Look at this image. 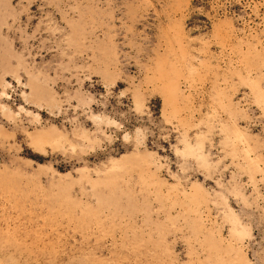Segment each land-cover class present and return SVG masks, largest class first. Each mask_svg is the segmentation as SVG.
Segmentation results:
<instances>
[{
	"label": "rangeland",
	"instance_id": "obj_1",
	"mask_svg": "<svg viewBox=\"0 0 264 264\" xmlns=\"http://www.w3.org/2000/svg\"><path fill=\"white\" fill-rule=\"evenodd\" d=\"M0 264H264V0H0Z\"/></svg>",
	"mask_w": 264,
	"mask_h": 264
}]
</instances>
